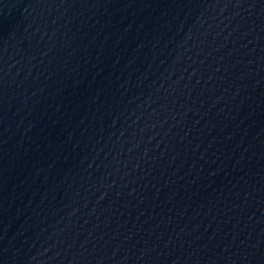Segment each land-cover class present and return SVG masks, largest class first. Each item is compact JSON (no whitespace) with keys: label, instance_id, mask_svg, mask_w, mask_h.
Listing matches in <instances>:
<instances>
[{"label":"water","instance_id":"95a60500","mask_svg":"<svg viewBox=\"0 0 264 264\" xmlns=\"http://www.w3.org/2000/svg\"><path fill=\"white\" fill-rule=\"evenodd\" d=\"M0 264H264V0H0Z\"/></svg>","mask_w":264,"mask_h":264}]
</instances>
